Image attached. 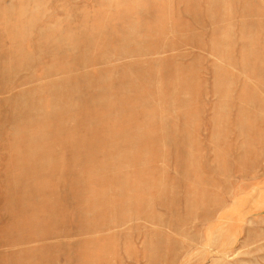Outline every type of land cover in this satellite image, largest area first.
Here are the masks:
<instances>
[{
	"label": "rangeland",
	"instance_id": "1",
	"mask_svg": "<svg viewBox=\"0 0 264 264\" xmlns=\"http://www.w3.org/2000/svg\"><path fill=\"white\" fill-rule=\"evenodd\" d=\"M0 264H264V0H0Z\"/></svg>",
	"mask_w": 264,
	"mask_h": 264
}]
</instances>
